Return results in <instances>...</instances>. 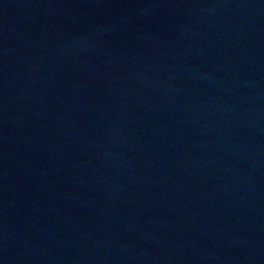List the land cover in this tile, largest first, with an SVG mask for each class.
<instances>
[{
    "label": "water",
    "instance_id": "obj_1",
    "mask_svg": "<svg viewBox=\"0 0 264 264\" xmlns=\"http://www.w3.org/2000/svg\"><path fill=\"white\" fill-rule=\"evenodd\" d=\"M0 264H264V0H0Z\"/></svg>",
    "mask_w": 264,
    "mask_h": 264
}]
</instances>
